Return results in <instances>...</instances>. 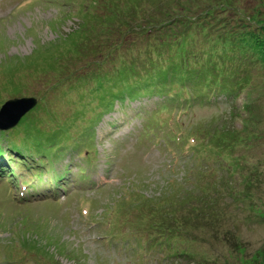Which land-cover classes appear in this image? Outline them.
Here are the masks:
<instances>
[{
	"label": "rangeland",
	"instance_id": "obj_1",
	"mask_svg": "<svg viewBox=\"0 0 264 264\" xmlns=\"http://www.w3.org/2000/svg\"><path fill=\"white\" fill-rule=\"evenodd\" d=\"M33 1L0 0V108L9 100L35 98L37 105L47 110L26 114L15 127L0 131V147L6 151L3 157L10 158V163L0 173L19 169L15 182L22 178L25 181L27 171L30 172L26 165H38L29 164L38 160L40 165L46 166L41 167L44 172L52 168L60 175L61 171L66 170L62 182L67 192L60 190L57 196L45 192L46 186L53 185L46 183V175L42 181H34L35 188L27 189V202L21 205L16 197L24 187L19 184L13 187L15 182L5 183L4 177L0 176V264H158L157 261L164 256L161 250H151L153 254L150 259L148 255H141V252H145L143 248L140 254L137 250L138 242H144L148 232H144L136 223L132 225L127 222L136 219V216L125 217L123 226L114 227V223L108 232L107 221H117L122 213H133V207L119 205L116 211L115 206L110 208L112 204H108L107 213L100 214L105 211L104 205L112 202V195L113 204L121 198L120 194L130 196L136 190L137 180L145 178L148 188L143 192L152 197L164 191L166 181L180 182L185 178L186 174L179 169L186 155L177 149L163 148L162 138L155 139L144 134L146 126L158 136L167 134L169 128L165 120L169 114L158 111L164 97L154 92L145 95L142 94L144 90H139L138 93L142 94L140 97L132 99L125 95L121 102L114 103L113 111L103 109L100 113L98 104L101 101L93 99L91 95V89H95L99 81L68 78L67 83L65 78L50 77L44 71L43 76H37V71H34L30 79V70L26 68L29 58L49 54V43L60 36L67 38L77 30L81 24L78 15L82 16L81 8L86 3V0ZM194 1L191 4H197ZM233 2L235 7L247 12H264V0ZM198 5L200 7L195 12L189 11L194 19L209 9L217 8L219 3L200 0ZM220 13L219 22L225 23L234 32H242L244 26L257 34L261 31L246 15L238 16L233 10L224 9ZM238 21L242 25L239 26ZM213 35V42L207 44L209 47L216 41ZM239 54L238 49L232 53L233 56ZM227 55V52H223V56ZM121 59L128 63L131 57L125 54L115 62L116 66ZM44 64L47 66L46 62ZM107 71L112 69L103 72ZM250 73L256 83L241 89V96L235 101H231L233 98L226 101L223 97L220 98L222 103H218L215 100L218 94L214 93L208 98L200 94L199 88L194 91L191 102L187 101L191 106L189 114L182 116L181 124L190 133L205 130L222 121L230 123L228 128L242 129V123L248 127L244 135L247 138L242 140L243 146L239 144L237 150L246 165L243 173L254 175L251 186L245 189L252 197L245 199L235 214L225 216L219 222L218 237L212 242L192 244L195 258L206 260L209 264H254L255 259L258 261L257 258L264 256V217L258 215L264 216V67L250 70ZM26 78L30 81L27 82ZM102 89L103 86L100 91L104 92ZM248 102L254 110V117L249 116L246 109ZM26 120L32 124L23 127ZM36 124L43 126L38 130ZM251 131H255V136ZM9 133L19 135L18 139L14 135L9 137ZM68 133L71 137L65 141ZM45 134L50 136L49 145L46 146L49 147L48 153L36 150L32 143L36 136L44 137ZM86 139L87 143L74 146ZM11 147L16 149L15 153L11 152ZM211 157L209 163L217 166L216 155L212 154ZM82 169L89 177L85 180L88 184L77 179ZM212 172L217 174L216 182L224 179L223 171L213 168ZM238 178L233 177L234 180ZM188 185L184 188L187 189ZM226 234L228 237L236 235L238 244L225 241Z\"/></svg>",
	"mask_w": 264,
	"mask_h": 264
},
{
	"label": "trees",
	"instance_id": "obj_2",
	"mask_svg": "<svg viewBox=\"0 0 264 264\" xmlns=\"http://www.w3.org/2000/svg\"><path fill=\"white\" fill-rule=\"evenodd\" d=\"M198 1H194L197 4H191L192 0L188 3L181 0H86L81 8L82 16L78 15L81 20L79 28L71 32L69 37L60 36L58 40L49 43V54L30 57L26 65L30 70L29 78L34 71H37V76H43L44 71L50 77L65 78V82L68 78L99 81L95 89H91V95L93 99H100V113L103 109L113 111L114 103L119 100L121 102L125 95L133 99L154 92L164 97L158 111L169 114L165 120L169 128L167 134L158 136L149 126L145 127L144 134L155 139L162 138L163 148L177 149L186 155L179 170L186 174L182 181L189 184L188 188H184L187 184L182 181H166V188L159 196L148 197L143 192L148 184L145 178L140 179L130 196L120 194L121 198L116 199L119 203L113 204L112 195V202L105 204V211L100 214L107 213L108 204H112L110 208L115 206L116 211L119 205L133 207V213H122L117 221L108 220V232L114 223V227L123 226L125 217L136 216L137 220L127 222L132 225L136 223L144 232H148V238L138 242L137 250L140 254L143 248L145 252L141 254L148 255L150 259L153 254L151 250L158 248L164 254L157 261L158 264H209L206 260L195 258L192 244L212 242L218 237L219 222L225 216L235 214L245 199L252 197L248 196L251 193L245 192V189L251 186L254 175L244 174L246 165L237 150V146L240 144L242 147V140L247 138L244 136L247 124L242 123V129H233L228 128L230 123L222 121L205 130L190 133L181 121L182 116L187 117L189 114L191 106H188V102H191L194 91L199 88L200 94L208 98L214 93L218 94L215 100L222 103L220 98L225 97L226 101L233 98L231 101H235L241 96V89L254 86L256 81L250 70L264 67V12H247L241 7H235L233 0H214L219 3L217 8L209 9L194 19L189 11L199 9ZM223 9L233 10L238 16L246 15L261 31L257 34L244 26L242 32H234L225 23L219 22L218 15ZM238 25L242 24L238 21ZM211 32L215 34L216 41L209 47L207 44L214 40ZM237 49L240 54L233 56L232 53ZM223 52L229 55L223 56ZM125 54L131 57L130 61L127 63L121 59L116 66L115 62ZM87 62L89 64L85 68ZM22 66L25 67V64ZM109 69L112 71L103 72ZM29 78H26L27 82ZM101 86L104 92L100 91ZM139 90L144 91L140 94ZM249 103L246 109L249 116L254 117V110ZM46 110L44 106L38 105L33 112L38 114ZM28 124L32 123L24 121L23 127ZM36 125L38 130L43 126ZM23 127L20 129L23 130ZM251 134L255 136V131H251ZM12 135L17 139L19 137L9 133V137ZM66 136L65 141L71 137L69 133ZM49 137L46 134L44 137L36 136L32 142L36 150L48 153L49 147L46 146L49 145ZM85 143L87 139L74 146ZM10 150L16 152L12 147ZM17 153L21 154L20 151ZM212 154L216 155L217 166L209 163ZM85 160L91 164L88 158ZM34 163L38 165H26L31 180L33 175L39 178L41 167H46L40 165L38 160L29 162ZM212 166L224 172L225 180L221 179V183L216 182L217 174L212 172ZM83 170L77 176L80 182H86L89 178ZM49 171L53 173L50 178L53 187L67 190L62 182L66 170L61 171L60 175L52 168ZM233 177L239 178L234 180ZM258 215L264 217L260 213ZM204 231L207 233L204 234ZM224 239L228 243L237 242L236 235L228 237L226 234ZM257 259L254 264H264V256Z\"/></svg>",
	"mask_w": 264,
	"mask_h": 264
},
{
	"label": "water",
	"instance_id": "obj_3",
	"mask_svg": "<svg viewBox=\"0 0 264 264\" xmlns=\"http://www.w3.org/2000/svg\"><path fill=\"white\" fill-rule=\"evenodd\" d=\"M37 104L38 100L35 98H16L7 101L0 109V130H9L15 127Z\"/></svg>",
	"mask_w": 264,
	"mask_h": 264
},
{
	"label": "bare ground",
	"instance_id": "obj_4",
	"mask_svg": "<svg viewBox=\"0 0 264 264\" xmlns=\"http://www.w3.org/2000/svg\"><path fill=\"white\" fill-rule=\"evenodd\" d=\"M17 99H19V98H17ZM1 109V108H0Z\"/></svg>",
	"mask_w": 264,
	"mask_h": 264
}]
</instances>
